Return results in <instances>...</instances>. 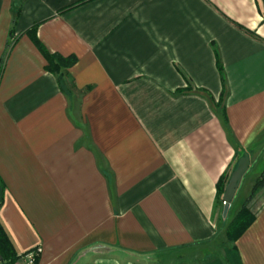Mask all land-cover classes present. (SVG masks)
Here are the masks:
<instances>
[{
    "label": "crops",
    "instance_id": "crops-1",
    "mask_svg": "<svg viewBox=\"0 0 264 264\" xmlns=\"http://www.w3.org/2000/svg\"><path fill=\"white\" fill-rule=\"evenodd\" d=\"M43 49L71 64L50 72ZM245 154L226 216L264 170V0H0L15 263L40 247L34 264H264V187L230 219L217 198Z\"/></svg>",
    "mask_w": 264,
    "mask_h": 264
},
{
    "label": "trees",
    "instance_id": "trees-1",
    "mask_svg": "<svg viewBox=\"0 0 264 264\" xmlns=\"http://www.w3.org/2000/svg\"><path fill=\"white\" fill-rule=\"evenodd\" d=\"M34 39L37 42L36 36H34ZM43 53L48 61L47 69L52 73L60 72L62 68L67 67L71 64L72 59L64 58L56 54H51L44 49H43ZM221 73H222V81L225 82V77L223 75L222 69H221ZM231 174L232 173L224 174L217 183V198L222 205L224 202L223 197L226 191V186L228 184ZM263 187H264V170L255 180L250 198L254 197L257 194V192H259ZM255 215L256 212L249 205V202H246L227 227V233L229 239L232 241L237 240L239 236L248 228V226L254 220ZM0 256L2 258L1 259L2 264H14L19 259V255L16 253L14 244L10 239L1 220H0Z\"/></svg>",
    "mask_w": 264,
    "mask_h": 264
},
{
    "label": "water",
    "instance_id": "water-1",
    "mask_svg": "<svg viewBox=\"0 0 264 264\" xmlns=\"http://www.w3.org/2000/svg\"><path fill=\"white\" fill-rule=\"evenodd\" d=\"M250 158L247 154L244 155V157L240 158L238 161V164L234 171L232 172L230 179L228 181V184L226 186V191L224 193V215L227 214L228 209L230 207V204L234 198L235 193L237 192V189L243 179V176L247 172L249 168ZM0 256V260H1Z\"/></svg>",
    "mask_w": 264,
    "mask_h": 264
},
{
    "label": "rangeland",
    "instance_id": "rangeland-1",
    "mask_svg": "<svg viewBox=\"0 0 264 264\" xmlns=\"http://www.w3.org/2000/svg\"><path fill=\"white\" fill-rule=\"evenodd\" d=\"M260 165V164H258ZM259 166H254L247 174L246 176L244 177V180H243V184H242V193L240 194L239 196V200L236 201V203L233 204L232 208H231V211H229V214L224 217H227L228 219H230L235 210H236V207H238V205L241 203V197L243 198V196H248V194L251 192V189H252V186H253V183L254 181L258 178V172H259ZM257 177V178H256ZM256 178V179H255ZM253 209V208H252ZM254 210V209H253ZM255 211V210H254Z\"/></svg>",
    "mask_w": 264,
    "mask_h": 264
},
{
    "label": "built area",
    "instance_id": "built-area-1",
    "mask_svg": "<svg viewBox=\"0 0 264 264\" xmlns=\"http://www.w3.org/2000/svg\"><path fill=\"white\" fill-rule=\"evenodd\" d=\"M223 205H225V202H223ZM41 250L42 249L40 247L36 249H32L31 251L23 255L21 258H23L24 260H27V264H34L36 257L40 254ZM0 264H2L1 260H0ZM14 264H18V263H14Z\"/></svg>",
    "mask_w": 264,
    "mask_h": 264
}]
</instances>
